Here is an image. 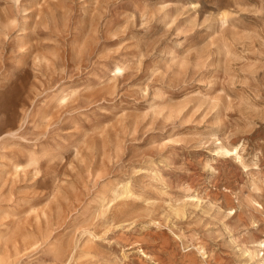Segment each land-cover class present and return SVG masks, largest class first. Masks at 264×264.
<instances>
[{"label":"rangeland","instance_id":"rangeland-1","mask_svg":"<svg viewBox=\"0 0 264 264\" xmlns=\"http://www.w3.org/2000/svg\"><path fill=\"white\" fill-rule=\"evenodd\" d=\"M262 209L264 0H0V264H258Z\"/></svg>","mask_w":264,"mask_h":264},{"label":"bare ground","instance_id":"bare-ground-1","mask_svg":"<svg viewBox=\"0 0 264 264\" xmlns=\"http://www.w3.org/2000/svg\"><path fill=\"white\" fill-rule=\"evenodd\" d=\"M116 70H122L123 67L119 64H117L115 66ZM61 98H64V96H61ZM231 146V145H230ZM237 148H238V145H233L229 148L228 146H226V144L224 143H221L220 142V145L218 146L217 150L221 153H235L236 156H238V152H237ZM215 152V151H214ZM32 161H34L35 159L34 158H31ZM120 184V183H119ZM125 186V185H124ZM116 188V187H115ZM113 190V189H112ZM124 191H127V188H123ZM117 192V191H116ZM129 192V191H128ZM187 196V195H186ZM189 196V195H188ZM192 198V196H191ZM193 198H195V196H193ZM132 209V208H131ZM176 209V208H175ZM175 211V210H174ZM176 213V212H175ZM262 215H263V219H264V209H262L261 211ZM264 236V235H263ZM253 242V246H254V249H249V256L250 258H254L255 256L258 257V264H264V252L261 253V255L258 254V252L256 251L255 248L257 247H260L264 249V237L263 238H257L255 239ZM197 249V248H196ZM197 252V251H196ZM201 254V251L199 252ZM260 253V252H259ZM248 255V254H247ZM202 256V255H201Z\"/></svg>","mask_w":264,"mask_h":264}]
</instances>
